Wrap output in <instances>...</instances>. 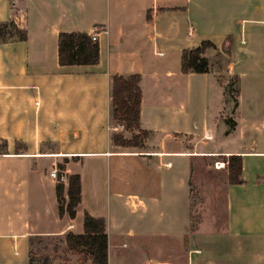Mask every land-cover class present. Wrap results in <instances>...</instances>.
Here are the masks:
<instances>
[{"label": "crops", "instance_id": "0c3cea01", "mask_svg": "<svg viewBox=\"0 0 264 264\" xmlns=\"http://www.w3.org/2000/svg\"><path fill=\"white\" fill-rule=\"evenodd\" d=\"M11 22L27 39L0 43V264H28L31 238L82 235L85 213L105 221L107 264H264V0H0ZM95 31L96 65H59L60 33ZM203 42L209 71L182 74ZM131 75L155 148L112 142V78ZM230 156L242 184L215 169L224 216L193 227L195 165ZM59 166L65 200L81 179L74 219L59 216ZM148 237L165 256L139 257Z\"/></svg>", "mask_w": 264, "mask_h": 264}, {"label": "trees", "instance_id": "16d2710c", "mask_svg": "<svg viewBox=\"0 0 264 264\" xmlns=\"http://www.w3.org/2000/svg\"><path fill=\"white\" fill-rule=\"evenodd\" d=\"M13 38L20 41L27 39V33L18 29L11 23H0V43ZM213 48L210 42H203L198 48L183 50L181 53V73L204 74L209 71V64L204 57L207 49ZM99 48L97 42H92L91 37L85 33H60L58 35V63L60 66H93L98 63ZM142 93L140 76L128 77L114 76L111 85V121L124 125L125 130L137 131L149 137V133L140 130L139 118ZM112 142L122 147H142L143 144L131 145L121 136H112ZM4 145V143H2ZM58 171L64 167L59 166ZM61 173V172H60ZM228 182L232 185L242 184V164L239 156H230L227 160ZM56 196L59 216L66 211L70 219H74L76 210L81 204V179L78 174L67 178L66 196L64 186L57 183ZM82 235H66L64 238L67 249L71 252L82 254L91 260L92 264H107V235L106 224L103 219H96L85 213L83 219ZM38 237L29 241L28 264H50L47 257L37 258L33 252V242Z\"/></svg>", "mask_w": 264, "mask_h": 264}, {"label": "rangeland", "instance_id": "374dc122", "mask_svg": "<svg viewBox=\"0 0 264 264\" xmlns=\"http://www.w3.org/2000/svg\"><path fill=\"white\" fill-rule=\"evenodd\" d=\"M117 126V123L111 122L112 128H116ZM112 136H121L126 141H130L131 145H145L147 143L146 145L149 149L155 148L157 143L155 139L156 137L154 138V136H149L145 140V136L137 131H112ZM184 141H186V139H184ZM193 141L195 143V149L203 148V139H201L200 137H195ZM222 145L224 147L226 146V143H222ZM132 147L133 146L122 148L126 150H133ZM220 167H225V169L227 170L226 159H224L223 161H217L215 164L210 165V167H208V165H202L200 171H198L197 165H195L194 167V176L196 178L191 199L193 227H196L201 222V220L207 216L209 211L213 216H216L219 219H222L224 216V194L222 182L223 177L219 174H215V169H219V171L221 172ZM155 242L160 243L161 240L159 238L148 237L146 243L147 245L149 244V247H152V252L148 251L145 255L143 253H140V255L138 254L139 257L154 259L162 258L163 256H165V251H154ZM32 249L37 258H49L50 264H92L91 260L86 256L69 251L65 245L64 239L61 237H38V239L33 242Z\"/></svg>", "mask_w": 264, "mask_h": 264}, {"label": "built area", "instance_id": "2783aa9c", "mask_svg": "<svg viewBox=\"0 0 264 264\" xmlns=\"http://www.w3.org/2000/svg\"><path fill=\"white\" fill-rule=\"evenodd\" d=\"M98 31H95L92 35H91V41L92 42H97L98 40ZM112 131H118V130H125L124 125H118L116 128H112ZM50 178H52L53 180L56 181V183H64L65 182V177L63 174H61L57 169H52L49 173Z\"/></svg>", "mask_w": 264, "mask_h": 264}]
</instances>
